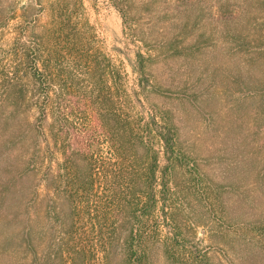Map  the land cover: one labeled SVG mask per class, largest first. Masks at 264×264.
I'll use <instances>...</instances> for the list:
<instances>
[{"label": "rangeland", "instance_id": "rangeland-1", "mask_svg": "<svg viewBox=\"0 0 264 264\" xmlns=\"http://www.w3.org/2000/svg\"><path fill=\"white\" fill-rule=\"evenodd\" d=\"M55 1L0 0V16L15 23L33 6L40 12L36 33L45 35ZM64 4L81 29L92 27L93 47L120 69L132 112L177 134L178 160H168L154 141L159 180L171 165L170 191L159 204L166 212L161 207L155 216L159 229L139 252L141 264H264V0ZM1 140L0 181L23 149L5 153ZM46 207L0 218V264H82L54 256V213ZM32 221L35 244L29 246L23 236ZM127 235L107 263L97 254L84 264H126Z\"/></svg>", "mask_w": 264, "mask_h": 264}, {"label": "trees", "instance_id": "trees-1", "mask_svg": "<svg viewBox=\"0 0 264 264\" xmlns=\"http://www.w3.org/2000/svg\"><path fill=\"white\" fill-rule=\"evenodd\" d=\"M64 3H50L45 35L36 33L40 12L33 6L15 23L0 16V137L5 153L23 148L19 163L3 168L0 218L46 202L58 259L84 264L99 254L107 263L126 232L125 263L141 264L139 252L159 229L155 216L161 207L166 212L159 204L170 191L171 165L159 180L154 141L178 160L177 134L132 112L120 69L93 47L92 27L74 23ZM138 61L143 76V54ZM35 226L23 236L29 246Z\"/></svg>", "mask_w": 264, "mask_h": 264}]
</instances>
